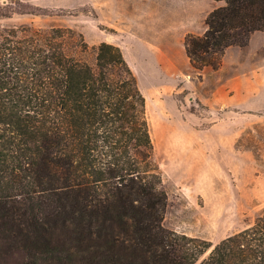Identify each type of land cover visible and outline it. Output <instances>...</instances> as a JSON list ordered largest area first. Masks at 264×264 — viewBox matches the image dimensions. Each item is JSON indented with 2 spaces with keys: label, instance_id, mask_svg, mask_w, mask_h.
<instances>
[{
  "label": "trees",
  "instance_id": "1",
  "mask_svg": "<svg viewBox=\"0 0 264 264\" xmlns=\"http://www.w3.org/2000/svg\"><path fill=\"white\" fill-rule=\"evenodd\" d=\"M216 1L183 40L197 71L264 33V0ZM46 11L0 2V19ZM166 199L121 48L69 26L0 25V264H264V208L212 244L165 227Z\"/></svg>",
  "mask_w": 264,
  "mask_h": 264
},
{
  "label": "rangeland",
  "instance_id": "2",
  "mask_svg": "<svg viewBox=\"0 0 264 264\" xmlns=\"http://www.w3.org/2000/svg\"><path fill=\"white\" fill-rule=\"evenodd\" d=\"M24 1L47 14L16 13L0 25L69 26L89 45L108 41L130 57L167 196L165 227L215 244L253 223L264 208L263 32L229 47L219 68L197 71L178 38L167 42L173 62L144 38L158 32L161 0ZM204 19L189 33L203 31Z\"/></svg>",
  "mask_w": 264,
  "mask_h": 264
},
{
  "label": "crops",
  "instance_id": "3",
  "mask_svg": "<svg viewBox=\"0 0 264 264\" xmlns=\"http://www.w3.org/2000/svg\"><path fill=\"white\" fill-rule=\"evenodd\" d=\"M154 4L155 2L153 1L152 7H154ZM161 4H165L164 7L165 12L164 14H162V18L160 19V22L157 24L158 26H156L158 28V32L156 34L152 33L148 35L144 33L143 35L144 38L149 37L150 40H153L154 42L153 44L157 46L158 49L155 52L156 55L169 56L171 57L170 58L171 62H173L172 61L173 57L171 55V52L169 51V48L167 47V42H171L173 39L178 38L179 40H181V43L183 45L184 35H186L189 32H192L190 30L192 21L195 20L199 15H201L202 19L206 17L207 15L206 0H166V1L161 0ZM220 4H222V1H216V0L210 1V10ZM203 31L197 32L195 33V35H199ZM259 32L261 31H255L252 34L250 40L252 39L253 35ZM183 49H184V45H183ZM123 55L127 60L128 64L130 65V67L132 68V70H134V65L130 57L127 55V53H125V50H123ZM138 55H140V53Z\"/></svg>",
  "mask_w": 264,
  "mask_h": 264
}]
</instances>
